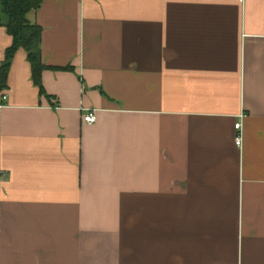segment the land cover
<instances>
[{"label": "crops", "instance_id": "1", "mask_svg": "<svg viewBox=\"0 0 264 264\" xmlns=\"http://www.w3.org/2000/svg\"><path fill=\"white\" fill-rule=\"evenodd\" d=\"M25 19L49 68L16 48L0 89V264H264V0Z\"/></svg>", "mask_w": 264, "mask_h": 264}, {"label": "trees", "instance_id": "2", "mask_svg": "<svg viewBox=\"0 0 264 264\" xmlns=\"http://www.w3.org/2000/svg\"><path fill=\"white\" fill-rule=\"evenodd\" d=\"M41 0H0V25L11 37V44L4 50L3 59L0 62V89L5 85L6 72L10 59L16 48H22L26 54V60L30 66L32 83L42 93L40 84V72L44 66L40 61L39 38L40 27L30 24L25 19V14L36 9ZM68 68V67H64ZM58 69V68H57Z\"/></svg>", "mask_w": 264, "mask_h": 264}, {"label": "built area", "instance_id": "3", "mask_svg": "<svg viewBox=\"0 0 264 264\" xmlns=\"http://www.w3.org/2000/svg\"><path fill=\"white\" fill-rule=\"evenodd\" d=\"M5 100V95H1L0 96V101H3ZM0 106H1V102H0ZM94 112L93 111H88L86 114H84L82 116V121L84 122H87V123H91L94 121ZM233 128L235 129L236 133H235V136H234V144L239 147L240 146V143H241V135H240V123L239 121L238 122H235L233 124Z\"/></svg>", "mask_w": 264, "mask_h": 264}]
</instances>
